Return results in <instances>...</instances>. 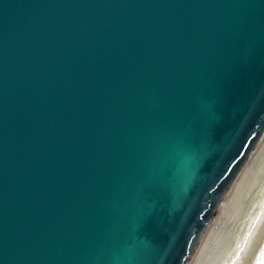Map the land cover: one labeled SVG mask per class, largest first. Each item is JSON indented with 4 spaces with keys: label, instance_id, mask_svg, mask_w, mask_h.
<instances>
[{
    "label": "water",
    "instance_id": "95a60500",
    "mask_svg": "<svg viewBox=\"0 0 264 264\" xmlns=\"http://www.w3.org/2000/svg\"><path fill=\"white\" fill-rule=\"evenodd\" d=\"M263 118L264 0H0V264H177Z\"/></svg>",
    "mask_w": 264,
    "mask_h": 264
},
{
    "label": "bare ground",
    "instance_id": "6f19581e",
    "mask_svg": "<svg viewBox=\"0 0 264 264\" xmlns=\"http://www.w3.org/2000/svg\"><path fill=\"white\" fill-rule=\"evenodd\" d=\"M260 123L244 155L210 199L206 219H199L177 264L264 261V118Z\"/></svg>",
    "mask_w": 264,
    "mask_h": 264
},
{
    "label": "snow or ice",
    "instance_id": "6c2138e0",
    "mask_svg": "<svg viewBox=\"0 0 264 264\" xmlns=\"http://www.w3.org/2000/svg\"><path fill=\"white\" fill-rule=\"evenodd\" d=\"M261 264H264V261H262Z\"/></svg>",
    "mask_w": 264,
    "mask_h": 264
}]
</instances>
